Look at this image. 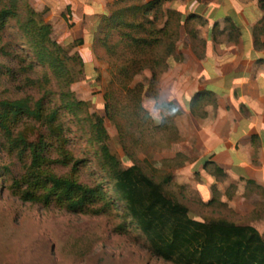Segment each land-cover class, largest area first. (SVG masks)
<instances>
[{"label": "trees", "instance_id": "16d2710c", "mask_svg": "<svg viewBox=\"0 0 264 264\" xmlns=\"http://www.w3.org/2000/svg\"><path fill=\"white\" fill-rule=\"evenodd\" d=\"M165 1L115 0L113 13L102 18L91 37L109 63L125 65L132 59L142 69H149L147 90H152L155 99L159 75L173 61L181 59L177 43L182 27L190 18L200 19L189 15L182 21L176 11L164 8ZM12 21L15 31L6 34ZM51 33V24L28 0H0V59L14 62V66L0 64V76L13 80L11 90H0V150L20 165L17 175L7 165H0V193L7 189L22 202L54 206L71 213L104 210L94 207L105 199L104 183L90 185L78 178L87 160L84 156L76 157L69 148V128L64 121V116L69 115L87 136L100 172L154 255L173 264H264V232L223 219L206 221L192 217L185 204L166 192L164 186L170 183L171 176L158 182L135 163L120 168V160L101 146L109 138L104 117L89 112L87 102L77 99L71 90L75 78L70 62L81 61L80 56L67 54L51 38ZM81 44L82 38L73 41L74 46ZM126 68L128 64L119 69L112 81L121 90L127 87L133 117L128 120V128L114 116L117 113L126 119L125 108L111 109L104 104L107 117L119 124L122 136L130 134L135 122L134 128L140 129L143 120L151 119L141 97L136 96L144 86H128L134 73ZM164 105L176 114L172 104ZM162 125L154 123L156 127ZM205 167L217 177L223 175L213 162H207ZM212 192L208 204H221L218 191L212 188Z\"/></svg>", "mask_w": 264, "mask_h": 264}, {"label": "crops", "instance_id": "0c3cea01", "mask_svg": "<svg viewBox=\"0 0 264 264\" xmlns=\"http://www.w3.org/2000/svg\"><path fill=\"white\" fill-rule=\"evenodd\" d=\"M29 1L51 24L54 41L66 48L82 38L83 44L73 48L84 64L94 62V26L113 13L115 0ZM163 6L182 21L189 15L200 18H190L182 27L177 43L181 59L156 83V103L177 110L178 140L171 156L180 161L169 175L179 178L177 184L188 183L206 204L215 188L221 206L239 220L227 221L262 233L264 0H166ZM207 162L223 175L217 177Z\"/></svg>", "mask_w": 264, "mask_h": 264}, {"label": "rangeland", "instance_id": "374dc122", "mask_svg": "<svg viewBox=\"0 0 264 264\" xmlns=\"http://www.w3.org/2000/svg\"><path fill=\"white\" fill-rule=\"evenodd\" d=\"M29 5L31 6L30 1ZM101 22L99 19L97 24L94 22L96 30L92 32L93 34L97 32ZM15 27L12 21L6 28V34H13ZM92 44L95 58L92 64H84L82 60L70 62L75 78L70 86L71 90L77 99L87 102L89 112L104 117L109 138L101 146L107 147L120 160V168L135 163L153 179L162 182L172 172L173 166L180 161L179 156H171L172 143L178 140L174 110L157 104L152 90H147L149 69H142L139 62L132 59L125 65L109 63L102 48ZM68 46L65 48L67 54L78 55L73 44ZM0 64L3 67L14 66V62L8 58L0 59ZM126 64H128L126 69L134 73L128 86L140 83L146 87V92H137L136 96L141 97V102L151 119L143 120V123H140L142 125L138 126L140 129L134 128L137 125L135 122V125L131 126L130 134L122 136L117 125L128 128V120L130 122L133 118L130 114L131 102L125 92L127 87L123 86L121 90L119 84L113 83L112 80ZM11 82L13 80L9 76H0V90L4 88L11 90ZM105 103L111 109L117 106L124 107L128 119H122L125 117L123 115L120 117L116 113L114 116L119 122L117 124L112 118L107 117ZM70 118L69 115L64 116L65 125L69 128L66 130L70 141L69 148L76 157L84 156L87 160L80 169L78 178L90 185L101 181L104 183L105 199L94 205L95 208L103 207L104 210L100 213H71L54 206L44 207L40 204L22 202L10 195L7 189H2L0 264H173L163 261L149 250L144 236L128 215L123 203L116 198L111 184L100 172L92 153L93 147L87 143V136ZM154 123L164 125L156 127ZM0 165H7L13 175L20 172L17 160L1 150ZM58 172L61 174L63 171ZM169 176L173 178L172 175ZM177 179L179 178L175 176L164 188L170 196L188 207L192 217L206 221L217 219L239 221L226 210L225 206L216 202L212 204L202 202L198 193L188 183L177 184L175 183Z\"/></svg>", "mask_w": 264, "mask_h": 264}]
</instances>
